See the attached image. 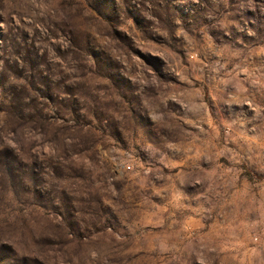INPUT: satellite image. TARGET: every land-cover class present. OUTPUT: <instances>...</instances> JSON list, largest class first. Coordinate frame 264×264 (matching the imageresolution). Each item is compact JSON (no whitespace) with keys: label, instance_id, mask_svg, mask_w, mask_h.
Here are the masks:
<instances>
[{"label":"rangeland","instance_id":"1","mask_svg":"<svg viewBox=\"0 0 264 264\" xmlns=\"http://www.w3.org/2000/svg\"><path fill=\"white\" fill-rule=\"evenodd\" d=\"M0 264H264V0H0Z\"/></svg>","mask_w":264,"mask_h":264},{"label":"built area","instance_id":"2","mask_svg":"<svg viewBox=\"0 0 264 264\" xmlns=\"http://www.w3.org/2000/svg\"><path fill=\"white\" fill-rule=\"evenodd\" d=\"M125 169H126V170H130V167H129V166H126Z\"/></svg>","mask_w":264,"mask_h":264}]
</instances>
